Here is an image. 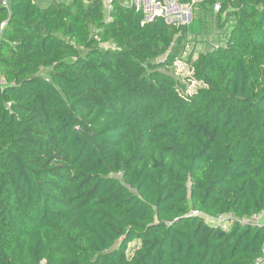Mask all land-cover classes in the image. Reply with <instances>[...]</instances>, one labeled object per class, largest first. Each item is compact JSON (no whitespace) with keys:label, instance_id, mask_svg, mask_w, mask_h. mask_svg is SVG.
Returning <instances> with one entry per match:
<instances>
[{"label":"trees","instance_id":"1","mask_svg":"<svg viewBox=\"0 0 264 264\" xmlns=\"http://www.w3.org/2000/svg\"><path fill=\"white\" fill-rule=\"evenodd\" d=\"M178 4L0 0V264L260 258L264 0Z\"/></svg>","mask_w":264,"mask_h":264},{"label":"rangeland","instance_id":"2","mask_svg":"<svg viewBox=\"0 0 264 264\" xmlns=\"http://www.w3.org/2000/svg\"><path fill=\"white\" fill-rule=\"evenodd\" d=\"M176 1V0H175ZM172 2V3H177V2ZM150 9V12L146 14V20H149L151 18V16L154 13V8L148 6ZM144 8V7H143ZM156 9V8H155ZM145 11V9H144ZM171 11H173L174 13H170L169 9H167V15H165V18H167L166 20L170 23H176V25H187L189 23H191L192 20V16H191V12L188 10V8H184L181 7V10L178 12L174 9H172ZM146 13V12H145ZM177 16V17H176ZM182 17V18H179ZM172 19V20H171ZM180 19V20H179ZM209 50L204 43H197L194 38L190 37L189 38V43L186 47V51L183 53V55L181 56L182 60H180L179 62H177L175 64L174 70L172 72V75L175 78H178L184 82L189 83L190 88H196L198 87V83H195L194 81H189L188 79H190L191 77V72L189 70V61H191L192 59H195L197 57V55L199 53L205 52ZM224 219L221 220H208V224L213 225V226H218L221 224V222ZM136 243H132L129 246V253L131 252V249L135 246Z\"/></svg>","mask_w":264,"mask_h":264},{"label":"built area","instance_id":"3","mask_svg":"<svg viewBox=\"0 0 264 264\" xmlns=\"http://www.w3.org/2000/svg\"><path fill=\"white\" fill-rule=\"evenodd\" d=\"M127 1H129V2H133V3H135V0H127ZM140 2H141V0H139ZM195 1V0H194ZM148 6H150V7H152V8H154V13H153V15L151 16V18H153L154 16H164L165 17V15H167V2H165L163 5H161L159 2H158V0H148ZM111 4H112V0H106V6H105V10H106V13L108 14L109 12H110V10H111ZM136 4V3H135ZM137 6H140V5H138V4H136ZM156 8V9H155ZM186 8H188V10L190 11V8L189 7H186ZM219 9H220V5H219V3H217V4H215L214 5V8H213V10H214V13H218L219 12ZM151 18H150V20H151ZM264 215V211L263 212H261L260 214H258V215H255V216H253L252 217V220H254L256 223H257V221L259 220V218L261 217V216H263ZM221 219H223L222 217H219L218 219H216V220H221ZM222 223V222H221ZM219 226V225H218ZM254 264H264V246L262 247V249H261V256H260V258L254 263Z\"/></svg>","mask_w":264,"mask_h":264},{"label":"crops","instance_id":"4","mask_svg":"<svg viewBox=\"0 0 264 264\" xmlns=\"http://www.w3.org/2000/svg\"><path fill=\"white\" fill-rule=\"evenodd\" d=\"M175 0H169V1H167V8L169 9V11H170V13H174L173 11H171L172 9H174V10H176V11H180L181 10V7H184V8H186V6H181V5H179L178 4V0H176L175 2H177V3H172V2H174ZM148 0H141V2L139 1V0H135V3L136 4H138V5H141V6H143L144 7V9H145V12H146V14H147V12L149 13L150 12V9H148L149 7H148ZM177 17V16H176ZM179 18H182V17H180L179 16ZM192 18V17H191ZM150 20V19H149ZM172 20V19H171ZM180 20V19H179ZM192 21V20H191ZM184 25V24H183ZM257 224L258 225H263L264 226V215L263 216H261L260 218H259V220L257 221Z\"/></svg>","mask_w":264,"mask_h":264},{"label":"water","instance_id":"5","mask_svg":"<svg viewBox=\"0 0 264 264\" xmlns=\"http://www.w3.org/2000/svg\"><path fill=\"white\" fill-rule=\"evenodd\" d=\"M127 3V2H126Z\"/></svg>","mask_w":264,"mask_h":264}]
</instances>
